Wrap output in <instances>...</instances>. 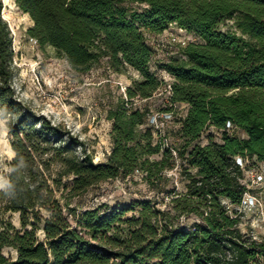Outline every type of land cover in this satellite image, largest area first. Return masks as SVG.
Returning a JSON list of instances; mask_svg holds the SVG:
<instances>
[{
    "label": "trees",
    "instance_id": "trees-1",
    "mask_svg": "<svg viewBox=\"0 0 264 264\" xmlns=\"http://www.w3.org/2000/svg\"><path fill=\"white\" fill-rule=\"evenodd\" d=\"M15 3L34 22L28 35L76 71L108 60L115 71L131 67L141 78L110 108L113 147L95 162L78 136L16 99L13 35L0 0V118L15 153L0 189V264H264V234L244 231L240 212L252 192L245 170L251 161L264 163V0ZM229 18L240 33L222 30ZM174 23L201 38L182 46L181 57L158 63L173 77L164 112L187 111L179 143L155 126L149 108L133 105L163 84L151 68L156 52L147 34ZM229 123L239 130L231 132ZM178 161L185 191H174L170 210L151 200L140 202L133 217L103 204L79 213L73 206L93 187L136 171L156 188ZM182 215L197 220L181 226Z\"/></svg>",
    "mask_w": 264,
    "mask_h": 264
},
{
    "label": "rangeland",
    "instance_id": "rangeland-1",
    "mask_svg": "<svg viewBox=\"0 0 264 264\" xmlns=\"http://www.w3.org/2000/svg\"><path fill=\"white\" fill-rule=\"evenodd\" d=\"M2 1L5 5L3 17L8 21L13 35L12 88L16 99L25 110L42 115L54 124H61L78 136L88 152L93 154L95 162L106 160L113 147V121L108 117L109 110L126 98L127 87L134 80L140 79V74L131 67L122 72L115 71L109 66L108 60L89 71H76L54 47H42L35 38L28 35L27 30L34 26L33 21L19 9L15 0ZM132 6L138 9L145 7L138 3ZM221 28L238 31L233 18L226 19ZM147 36L156 52L151 68L163 79V84L152 98L135 99L133 105L139 109L149 108L151 121L155 126L161 127L163 134L170 135L169 142L179 143L177 130L180 128V119L187 111L181 106L176 108L177 112L173 116L164 112L170 106L169 84L173 77L167 71L159 69L158 63L181 57L182 46L192 41H200L201 38L176 23L169 25L162 34ZM6 121L7 119L0 118V189L8 182L5 175L10 171L9 163L15 156L11 146L12 135L9 134ZM211 132L218 137L216 130L211 129ZM77 152L82 153L80 148H77ZM152 158L159 159L160 156ZM180 164L181 161H178L177 168L167 171L166 180L156 188L144 178L145 173L136 171L132 175L120 176L93 187L86 195L74 199L73 206L77 207L79 213L103 204L107 211L127 209L126 217H133L138 214L140 202L151 200L156 207L170 210L174 191H185V181L180 176ZM245 175L252 192L245 196L240 207L243 219L241 226L244 231L251 230L256 235L264 234V165L257 167L251 161ZM104 209L105 207L102 210ZM18 219L16 216V223L19 222ZM196 220L195 215H182L177 223L189 227Z\"/></svg>",
    "mask_w": 264,
    "mask_h": 264
},
{
    "label": "built area",
    "instance_id": "built-area-1",
    "mask_svg": "<svg viewBox=\"0 0 264 264\" xmlns=\"http://www.w3.org/2000/svg\"><path fill=\"white\" fill-rule=\"evenodd\" d=\"M183 29V28H182ZM169 88H170V90H171V85L169 84ZM228 127H229V129H231L230 131L231 132H234V131H236V130H239V128L236 126L235 127V125L234 124H232V123H229L228 124ZM241 135L244 137L245 136V134L244 133H241ZM238 162H240V163H242V165H243V162H242V159L241 158H238ZM261 165H264V163L263 164H261ZM247 195H248V193H247ZM244 202V201H243Z\"/></svg>",
    "mask_w": 264,
    "mask_h": 264
},
{
    "label": "bare ground",
    "instance_id": "bare-ground-1",
    "mask_svg": "<svg viewBox=\"0 0 264 264\" xmlns=\"http://www.w3.org/2000/svg\"><path fill=\"white\" fill-rule=\"evenodd\" d=\"M6 1H9V0H6ZM12 152L14 153L13 149H12Z\"/></svg>",
    "mask_w": 264,
    "mask_h": 264
},
{
    "label": "water",
    "instance_id": "water-1",
    "mask_svg": "<svg viewBox=\"0 0 264 264\" xmlns=\"http://www.w3.org/2000/svg\"><path fill=\"white\" fill-rule=\"evenodd\" d=\"M33 25H34V22H33Z\"/></svg>",
    "mask_w": 264,
    "mask_h": 264
}]
</instances>
